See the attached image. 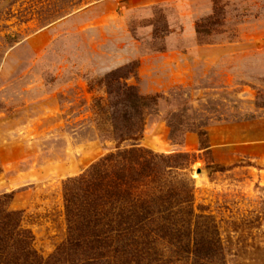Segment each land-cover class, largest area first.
<instances>
[{"label": "rangeland", "instance_id": "rangeland-1", "mask_svg": "<svg viewBox=\"0 0 264 264\" xmlns=\"http://www.w3.org/2000/svg\"><path fill=\"white\" fill-rule=\"evenodd\" d=\"M217 1L223 24L199 39L214 0H0V194L40 255L66 236L63 183L114 150L94 99L124 106L95 82L135 61L127 84L158 98L122 148L188 154L227 264H264V0Z\"/></svg>", "mask_w": 264, "mask_h": 264}, {"label": "trees", "instance_id": "trees-1", "mask_svg": "<svg viewBox=\"0 0 264 264\" xmlns=\"http://www.w3.org/2000/svg\"><path fill=\"white\" fill-rule=\"evenodd\" d=\"M222 10L214 0L212 15L196 23L199 39L223 24ZM136 67L130 62L95 82L124 106L116 115L106 110L105 98L94 99L96 123L110 127L102 134L114 150L63 183L66 236L50 255L36 251L21 212L9 208L12 193L0 194V264H227L217 223L194 211L191 180L180 174L190 156L157 154L135 143L122 148L140 139L145 113L158 98L127 84ZM168 126L174 135L171 121ZM198 136L203 145L205 132Z\"/></svg>", "mask_w": 264, "mask_h": 264}]
</instances>
